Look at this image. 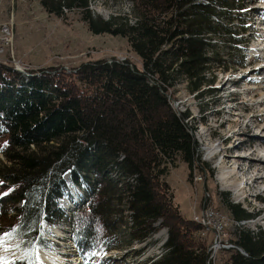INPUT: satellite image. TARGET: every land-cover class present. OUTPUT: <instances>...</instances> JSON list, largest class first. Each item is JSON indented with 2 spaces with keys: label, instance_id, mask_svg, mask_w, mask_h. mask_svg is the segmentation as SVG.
Returning <instances> with one entry per match:
<instances>
[{
  "label": "trees",
  "instance_id": "trees-1",
  "mask_svg": "<svg viewBox=\"0 0 264 264\" xmlns=\"http://www.w3.org/2000/svg\"><path fill=\"white\" fill-rule=\"evenodd\" d=\"M129 1L130 13L107 20L90 0L40 3L60 17L78 11L94 34L126 38L142 68L104 59L26 78L0 63V236L16 229L32 248L44 242L41 220L65 219L78 248L106 255L119 248L122 226L129 241L147 245L165 228L161 255L147 264H210L203 226L182 213L166 180L177 160L187 164L189 179L201 161L189 112L170 99L180 83L200 102L212 97L224 60L217 41L225 35L240 44L231 24L241 7L235 0ZM68 172L83 191L70 216L58 206L60 198L77 199ZM227 205L238 225L223 264H264V229L241 223L258 213ZM111 260L106 255L100 264Z\"/></svg>",
  "mask_w": 264,
  "mask_h": 264
},
{
  "label": "rangeland",
  "instance_id": "rangeland-1",
  "mask_svg": "<svg viewBox=\"0 0 264 264\" xmlns=\"http://www.w3.org/2000/svg\"><path fill=\"white\" fill-rule=\"evenodd\" d=\"M253 5L258 6L260 11L253 10ZM233 7H241L233 10L237 20L231 24L240 44L235 45L225 35L218 38L217 44L224 60L217 67L212 97L200 102L195 94L187 90L185 83H180L175 96L170 99L176 110L189 112V125L196 129L194 136L199 144L201 161L196 164L192 179H189L187 164L180 160L166 179L173 188L182 213L188 218L201 214L206 205L215 206L224 215L229 244H232V232L238 223L228 209V201L240 203L249 211L258 213L255 218L242 221V224L251 229L258 226L264 229V165L249 169L248 162L238 161L246 154L251 158H264V150L259 149L261 142L252 138L253 135L264 134L261 116L264 112V83L259 81L264 76V67L260 66L264 65V23H259L261 15H264V0H235ZM90 8L96 16L107 20L112 15L130 13L131 3L129 0H90ZM8 21H13L15 26L13 56L29 66L32 74L48 67L75 71L86 62L104 59H129L142 68L141 60L130 51L126 38L92 33L78 11L60 17L47 12L40 0H0V22ZM7 56L12 58V51ZM242 60L243 66L240 65ZM0 63L22 69L15 63L3 60ZM21 73L26 78L31 75L30 72ZM241 75L244 78L238 80ZM247 124L249 128H246ZM222 169L228 172V181L220 179ZM200 176L202 179H197ZM256 177L263 179L255 181ZM64 178L77 199L60 198L58 206L70 216L83 191L71 182L69 172ZM66 199L70 200V204ZM41 229L44 242L34 243L38 251L47 253L51 258L59 256L67 264H100L106 255L114 260L104 264H147L153 257L161 255L167 237V229L163 228L153 236L150 244H140L129 241L122 226L114 239L119 243L118 249L106 255H88L70 240L67 220H56L52 224L41 220ZM11 233V239L1 235L5 238L6 248L0 253L4 262L14 264L17 260L33 259L31 248L21 233L16 229ZM199 234L212 245L214 231L203 228ZM222 250L215 252L210 264H223L229 254ZM4 252H10L11 256L6 257ZM38 264L50 263L39 258Z\"/></svg>",
  "mask_w": 264,
  "mask_h": 264
},
{
  "label": "built area",
  "instance_id": "built-area-1",
  "mask_svg": "<svg viewBox=\"0 0 264 264\" xmlns=\"http://www.w3.org/2000/svg\"><path fill=\"white\" fill-rule=\"evenodd\" d=\"M15 26L13 21L0 22V60L6 61L7 63H15L22 66V71L32 73L29 66L23 64L22 61L16 60L13 56V48L15 46ZM12 51V58L7 56ZM112 60H109L111 62ZM123 61V60H122ZM197 177H195L196 179ZM197 179H202V176ZM196 179V180H197ZM202 220H205V228L214 231L213 240V253L210 256L212 258L215 252L224 248H231L233 244H229L226 239V228L228 227L227 220L224 215L216 209L215 206L206 205L201 214L196 215ZM226 239V240H225Z\"/></svg>",
  "mask_w": 264,
  "mask_h": 264
},
{
  "label": "bare ground",
  "instance_id": "bare-ground-1",
  "mask_svg": "<svg viewBox=\"0 0 264 264\" xmlns=\"http://www.w3.org/2000/svg\"><path fill=\"white\" fill-rule=\"evenodd\" d=\"M252 9L254 10H256V11H260V8H258V6H256V5H253L252 6ZM261 16H263V20H264V15H261ZM264 25V24H263ZM261 37L263 36L262 34L260 35ZM5 64V63H4ZM261 67H264V65H260ZM14 69H16V68H14ZM16 71H18L21 75H22V73L21 72H23L22 71V69H16ZM27 73V72H26ZM247 75V74H246ZM242 78H244V75L242 76ZM242 78H239L238 80H240V79H242ZM260 81V84L261 83H264V76H262L261 77V80H259ZM261 116H262V119H263V121H264V112H263V114H261ZM262 125H264V124H262ZM246 128H249V125L247 124L246 125ZM259 135V134H258ZM264 135V134H263ZM263 135H262V133L260 134V136H255V135H253V139L254 140H258V141H260L261 143H264V137H263ZM213 153L215 154L216 153V150H214L213 151ZM240 155H242V154H237V156H240ZM244 155V154H243ZM245 156V158L244 157H241L242 159H238V161H240V162H242V161H246V162H248L249 163V169H253L256 165H264V158L262 157V158H260V157H257V158H251V156L250 155H248V154H246V155H244ZM234 157V156H233ZM237 161V160H236ZM228 172H226L224 169H222V172H221V176H220V179L221 180H223V181H225V180H227L228 181ZM230 175H232V174H230ZM258 179H263L262 177H256L255 178V181H258ZM66 201L68 202L67 204H70V200L68 199H66ZM72 204V203H71ZM193 219L196 221V222H198V223H200L202 226H203V228H205V220H202L201 218H199V217H193ZM204 230H208V231H210V229H204ZM5 244H4V246H3V248H0V253L2 252V250H5ZM210 251L213 253V245H211L210 246ZM39 252V258L42 260V261H44V262H48V263H50V264H67V263H65V262H63L64 260H62V259H59V258H61V257H59V256H56L55 255V257H50L47 253H44L43 251H41V250H39L38 251ZM4 254H6L5 256L6 257H8V255H10V252H8V253H5L4 252ZM57 254V253H56ZM212 255V254H211ZM11 256V255H10ZM55 258V259H54ZM6 264H9V262H6Z\"/></svg>",
  "mask_w": 264,
  "mask_h": 264
},
{
  "label": "snow or ice",
  "instance_id": "snow-or-ice-1",
  "mask_svg": "<svg viewBox=\"0 0 264 264\" xmlns=\"http://www.w3.org/2000/svg\"><path fill=\"white\" fill-rule=\"evenodd\" d=\"M15 231V230H13ZM5 236H7L9 239H11L12 237V233H6ZM39 239V238H37ZM5 244V238L4 236H0V248H3ZM31 253L34 256V259H29L28 264H38L39 261V255H38V249L36 248L35 245L32 246L31 248ZM0 264H6V262H4L3 257H0Z\"/></svg>",
  "mask_w": 264,
  "mask_h": 264
}]
</instances>
